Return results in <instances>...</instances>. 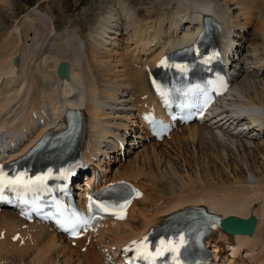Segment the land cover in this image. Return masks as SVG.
Segmentation results:
<instances>
[{
	"label": "bare ground",
	"instance_id": "1",
	"mask_svg": "<svg viewBox=\"0 0 264 264\" xmlns=\"http://www.w3.org/2000/svg\"><path fill=\"white\" fill-rule=\"evenodd\" d=\"M49 1L41 0L38 7L32 8L24 17L23 23L32 21V25L29 24L31 44L20 48L15 39H5L0 44V135L6 134L9 142L16 141L15 134L36 140L48 130L59 129L65 122L68 109H83L86 133L73 156L77 157L85 150L84 157L89 162L96 158L94 172L100 167L101 156H107L109 152L113 154L118 148L115 138H124L129 122L135 120L133 112L136 105L143 107L150 102L144 68L154 69L166 52L174 53L171 50L194 41L202 31V20L213 17L221 21L225 29L227 54L238 55L242 47H249L250 51L249 57L246 56L247 62L240 56L233 62L232 70L236 73L234 88L223 106L232 115L227 129L232 127L234 131H242V134L229 133L219 126L214 132L210 131L213 130L210 125L193 124L174 131L169 139H179V147L181 142L191 141L195 146V142L199 141L202 150L207 147L205 151L208 153V149L212 148L210 155L220 160H228L237 153L242 154L238 157L243 160L241 162L246 157H255L252 143L264 138V81L257 88L248 76L257 75L258 78L264 71V60L260 58L264 52V0L262 9L259 6L261 0H147L146 4H150L148 9H139L126 0H112L108 10L97 16L92 30L85 36L87 40L77 28L57 33L56 16L46 12ZM41 4H44L41 10L46 11L40 10ZM30 15L31 19L26 20ZM41 24L48 34L45 39L39 40ZM251 28L254 33L256 31L258 37H255L260 43H250L252 40H249V45L245 44L248 39L243 37L249 34ZM19 30L17 28L16 31ZM44 51H48L45 54L49 55L43 54ZM35 58L42 59V67L47 61L52 64L50 78L58 87L56 90L53 85L56 94L45 95V81L39 78V75L44 76L45 67L39 72L32 71L31 64L36 69L39 64L33 61ZM16 59L17 63H14ZM229 60L231 62L233 58L229 56ZM63 62L69 65V71L60 74ZM143 96L147 99L142 100ZM41 120L45 124L39 126ZM179 132L186 136L181 137L183 134ZM169 139L152 144V148L143 150L128 162L126 160L113 171L111 177L107 176L108 182H132L143 195L135 200L124 220L101 224L98 231L91 235L90 243L86 238L73 247L50 228L26 224L11 211L0 212V264H5L8 261L4 259L15 258L16 255L20 257L15 260L25 263L33 251L28 264H105L106 260L111 261L115 257V249H126L132 240L142 239L149 231L162 226L169 215L199 206L207 207L211 214L223 219L235 216L257 220L253 236L230 237L220 232L210 236L207 242L214 249L215 259L222 257L220 264L225 259L230 261L229 256H225L229 248H232L233 256L248 258L246 264H264V182L259 179L263 176L249 169L246 180L234 177L230 184V177L224 181L217 170L218 177L215 178L209 166L201 173L203 165L200 166L202 162L195 163L198 160L184 162L192 169L196 167L195 178L198 181L186 176L194 170L191 173L186 171L184 175L177 171L179 176L171 171L174 177L165 174L163 169L159 174L150 163L155 159L159 168V163L162 164L159 158L170 155L171 151L164 150L162 146L168 145ZM0 142V149L8 145V141L3 139ZM107 144L108 150L105 151L102 148ZM262 146L264 143L254 147L261 150ZM262 160L264 165V157ZM248 168L244 163V170ZM87 180L86 186L92 185L93 178ZM221 182H228L229 185L222 188L218 185ZM241 264H245L243 260Z\"/></svg>",
	"mask_w": 264,
	"mask_h": 264
},
{
	"label": "rangeland",
	"instance_id": "2",
	"mask_svg": "<svg viewBox=\"0 0 264 264\" xmlns=\"http://www.w3.org/2000/svg\"><path fill=\"white\" fill-rule=\"evenodd\" d=\"M126 1H128L130 3L133 2L132 4H134L136 7H139V9H141V8L148 9L150 7V4H146L147 0H126ZM40 2H41V0H0V44L4 43L5 39H15L16 43H18L17 45H19L20 48H24L27 43L31 44L29 39H31L32 32L30 31V28H29L30 25L29 24H31L32 21L23 23L25 21L24 17L26 15H28L29 11L32 8L36 9V7H38ZM110 2H112V0H50L48 2V9H47L48 11L41 10V9H43L44 4L40 5V10L46 11L48 14L56 16L55 17V30L57 31V33L64 32L67 28H77L78 31L80 30L83 38L85 40H87L88 38L85 36H87V33H89L88 31L92 30L91 28L96 23L97 16H100V14H104L105 11L108 10V7L112 4ZM262 2H263V0H261V2L259 4L261 9L263 8V6H261ZM260 7H258V8H260ZM252 10L253 9H251V11ZM233 11L236 13V10H233ZM257 16L258 15H255L254 17H257ZM31 17H32L31 15L28 16L26 18V20L31 19ZM257 21H258V19H257ZM17 28H18V30L20 29L19 30L20 33H19V31H16ZM253 30L254 29L251 28L249 30V34L246 33V36L243 37L244 40L248 39V40H246V43H245L247 45H249V42H250L249 40L253 41V42L251 41L250 43H257V41H258V43H260L259 40H257V38L255 37V36L258 37V35L256 34V31L254 33ZM40 31L41 32H39V37H38L39 40L45 39L46 35L48 34V30L44 29L43 25L41 24ZM241 34L243 35L244 33H241ZM253 35L255 38L253 37ZM51 42L52 41H50L49 43L52 44ZM46 52H48V51H44L43 54H45ZM249 53H250L249 47H245V48L242 47L241 51H239V53H238V56H240L241 59L243 58L242 60L246 61L249 57L248 56ZM45 55L48 56L49 54H45ZM45 55H43L42 57H44ZM246 56H248V57H246ZM260 58H261V60H264V52L260 54ZM37 60L38 59L35 58L33 61L39 63L38 68L36 69L31 64V66L33 68L32 71L39 72L41 69H43L45 67L43 69V75L44 76L41 77V75H39V78H42V80L45 81V82H43L45 85V89H44L45 95L56 94L57 91H53V88H54L53 85H55V84L52 83L53 82L51 79L52 75L50 72L51 71L50 69H52L51 68L52 64L49 61H47L45 63V65L42 67V64H40V63H42V61L40 62V60H42V59H39L38 61ZM47 63L49 66L46 65ZM256 76L257 75H255V76L249 75L248 79H250V81H252V82H255V86L258 88V86L261 85V81L262 80L264 81V72L262 75H260V77L257 78ZM57 88H58L57 85H55L56 90H57ZM48 89H50V90H48ZM49 91H50V93H49ZM51 91H52V93H51ZM210 131L215 132L216 130L210 129ZM180 133H182L183 135H181ZM178 134H180L181 137L186 136V135H184L183 132H179ZM186 139H187V137H186ZM206 141L209 142V140H206ZM255 142L256 143H252V145H253L252 147L254 149L253 151H254L255 157H250V158L246 157L245 161L241 162L243 160L241 158L238 159V157L242 156V154H240V153H237L236 156L233 155V157L232 156L228 157V160L227 159L220 160V159L216 158L213 154H212V156L210 155L212 148L208 149V151H209L208 153H207V151H205V149L207 150V147H204L205 149L202 150L201 146L199 145L200 144L199 141L195 142V146L193 145V143L191 141L190 142L186 141L185 143L181 142V147H179L180 146L179 139L169 140L168 145L164 144L162 146H163L164 150L167 148L169 151H171L170 155H167V157L165 155V157L159 158V162H162V164L159 163L160 164L159 168L157 166V163H155L156 161H154L155 159L151 161L153 164L150 163V166L157 173L161 172L163 169V172H165V174H167V175L169 174L172 177H174L175 174L177 176H179L180 174H178V172H180V173H182V175H184L186 173V171H189L191 173L194 170L193 173L188 174L186 176H187V178H189V177L193 178L194 181L195 180L198 181L197 178H195L196 177V170H197L196 167L193 164V167H195V168L192 169V166H189V164H188V163H194L193 161L198 160V161H195V163L199 162V164H200L202 162L200 164V166L203 165V169L201 170V173L204 172V169L205 170L207 169L206 166H209L208 168L212 171V173L213 172L215 173V176H214L215 178L218 177L217 176L218 174H216L217 170H218L219 174L221 173L220 175L224 181H227L230 177L231 181H228L230 184H232L233 183L232 180H235V179H239L242 181L246 180L247 176L249 175V169H251L253 172L259 173V176H263V177H260L259 179L264 182V165L262 163V161H263L262 159L264 157V147L262 146L263 148H261V150H256V148L254 147L255 145H258V146L263 145L264 138L259 139ZM162 146L160 149H162ZM150 147L152 148L151 143L145 145L144 147H141L139 150H137L135 153H133L130 158L127 159V162L129 160L134 159V156H136L138 153L140 154V153H142L143 150H146L147 148H150ZM160 149H159V151H161ZM167 149H166V151H167ZM180 152H182V154H180ZM193 157H195V159ZM198 157L202 161H200L198 159ZM211 157H212V159H211ZM166 159H167V161H166ZM186 161H188L187 164L184 163ZM168 163L169 164L172 163L174 165H167ZM207 163H209V164H207ZM244 163H246L249 166V168L247 170H244ZM121 164L122 163H119V164L114 166V169L112 170V172L110 174L111 176L114 174L113 171H115L116 169H118L122 166ZM229 166H231V167L229 168ZM171 171L174 172L175 174L171 173ZM175 171L176 172L178 171V172L176 173ZM231 176H233V177H231ZM234 177H235V179H234ZM164 178L166 179L167 177H164ZM186 180H188V179H186ZM205 180L207 181L208 179H205ZM228 182H221L219 184L218 183H216V184H218L222 188H226L229 185ZM263 182H261V183H263ZM167 184H169V183H167ZM33 253H34V251L30 254V256H28L26 258L27 260L25 259L26 264H28V262H31V260H32L31 255ZM57 256L58 255L56 254V257ZM16 257H20V256L16 255L15 258ZM15 258L12 257L9 260L4 259L5 261H8V262H5L4 260H1V261L5 262V264H11V263L12 264H19V263H21L20 261L15 260ZM25 263H21V264H25Z\"/></svg>",
	"mask_w": 264,
	"mask_h": 264
},
{
	"label": "water",
	"instance_id": "3",
	"mask_svg": "<svg viewBox=\"0 0 264 264\" xmlns=\"http://www.w3.org/2000/svg\"><path fill=\"white\" fill-rule=\"evenodd\" d=\"M14 63H17L15 60ZM69 71V65L63 62L59 68V73L64 74ZM257 220L254 217L248 219L229 217L222 222V228L230 234L252 236L255 232Z\"/></svg>",
	"mask_w": 264,
	"mask_h": 264
},
{
	"label": "snow or ice",
	"instance_id": "4",
	"mask_svg": "<svg viewBox=\"0 0 264 264\" xmlns=\"http://www.w3.org/2000/svg\"><path fill=\"white\" fill-rule=\"evenodd\" d=\"M10 183H13V182L10 181ZM121 218H123V217H121ZM134 243H135V242H134ZM158 254H159V253H158Z\"/></svg>",
	"mask_w": 264,
	"mask_h": 264
}]
</instances>
